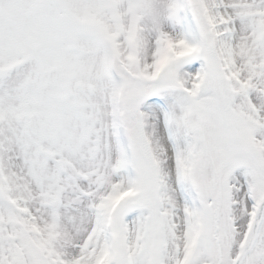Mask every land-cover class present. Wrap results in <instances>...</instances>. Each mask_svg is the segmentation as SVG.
<instances>
[{
	"label": "snow or ice",
	"instance_id": "snow-or-ice-1",
	"mask_svg": "<svg viewBox=\"0 0 264 264\" xmlns=\"http://www.w3.org/2000/svg\"><path fill=\"white\" fill-rule=\"evenodd\" d=\"M0 264H264V0H0Z\"/></svg>",
	"mask_w": 264,
	"mask_h": 264
}]
</instances>
